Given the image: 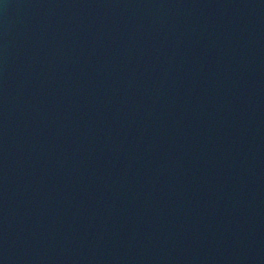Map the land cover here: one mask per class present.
Here are the masks:
<instances>
[{
    "label": "water",
    "instance_id": "water-1",
    "mask_svg": "<svg viewBox=\"0 0 264 264\" xmlns=\"http://www.w3.org/2000/svg\"><path fill=\"white\" fill-rule=\"evenodd\" d=\"M0 264H264V0H0Z\"/></svg>",
    "mask_w": 264,
    "mask_h": 264
}]
</instances>
